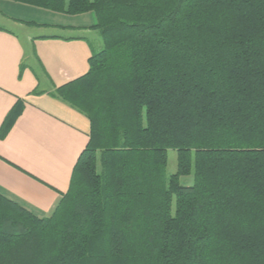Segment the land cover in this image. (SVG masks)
I'll list each match as a JSON object with an SVG mask.
<instances>
[{"label":"trees","instance_id":"trees-1","mask_svg":"<svg viewBox=\"0 0 264 264\" xmlns=\"http://www.w3.org/2000/svg\"><path fill=\"white\" fill-rule=\"evenodd\" d=\"M13 1L103 47L50 92L91 124L70 188L45 217L0 193V264H264V0Z\"/></svg>","mask_w":264,"mask_h":264},{"label":"crops","instance_id":"crops-1","mask_svg":"<svg viewBox=\"0 0 264 264\" xmlns=\"http://www.w3.org/2000/svg\"><path fill=\"white\" fill-rule=\"evenodd\" d=\"M96 22L94 12L0 0V132L23 103L0 136V193L40 217L51 215L68 192L89 142V118L50 92L89 71Z\"/></svg>","mask_w":264,"mask_h":264},{"label":"rangeland","instance_id":"rangeland-1","mask_svg":"<svg viewBox=\"0 0 264 264\" xmlns=\"http://www.w3.org/2000/svg\"><path fill=\"white\" fill-rule=\"evenodd\" d=\"M16 31L22 37H25V34L22 31H20V30H16ZM97 31H98L97 37L95 35H93L92 37H89V40L95 46L96 51H99L103 47V40H102V38H101V36L99 34V30H97ZM55 89L56 88H53L51 90L54 91ZM177 159H178L177 151L174 150V149H169L168 150V164H167V170H166L167 177H170L172 174L177 172V167H178V160ZM180 180H181L182 184L191 185L194 182V175L192 173V175L182 176L180 178Z\"/></svg>","mask_w":264,"mask_h":264}]
</instances>
